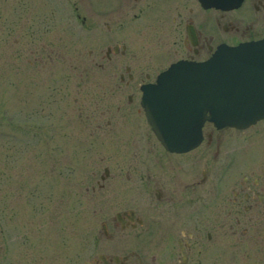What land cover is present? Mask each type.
Returning a JSON list of instances; mask_svg holds the SVG:
<instances>
[{
  "label": "rangeland",
  "instance_id": "374dc122",
  "mask_svg": "<svg viewBox=\"0 0 264 264\" xmlns=\"http://www.w3.org/2000/svg\"><path fill=\"white\" fill-rule=\"evenodd\" d=\"M97 40L67 0H0V264H84L144 172L133 141L141 153L157 142L139 84L165 61L132 49L106 63ZM128 66L136 78L126 87ZM222 136L240 140L236 170L252 181L264 165V120ZM245 264H258L255 252Z\"/></svg>",
  "mask_w": 264,
  "mask_h": 264
},
{
  "label": "flooded vegetation",
  "instance_id": "af4514ba",
  "mask_svg": "<svg viewBox=\"0 0 264 264\" xmlns=\"http://www.w3.org/2000/svg\"><path fill=\"white\" fill-rule=\"evenodd\" d=\"M67 2L80 26L97 34L104 62L132 49H146L148 61H165L153 81L146 72L140 94L175 62H203L221 46L264 40V0ZM126 71L120 81L129 87L136 75L130 66ZM233 131L243 132L206 122L201 144L185 153L167 151L158 141L141 153L133 141L131 155L144 172L130 179L127 206L103 221L84 264H245L249 252L264 264V165L252 181L236 170L232 150L240 140L222 136ZM110 177L105 170L102 180ZM133 242L142 245V254Z\"/></svg>",
  "mask_w": 264,
  "mask_h": 264
},
{
  "label": "water",
  "instance_id": "95a60500",
  "mask_svg": "<svg viewBox=\"0 0 264 264\" xmlns=\"http://www.w3.org/2000/svg\"><path fill=\"white\" fill-rule=\"evenodd\" d=\"M143 90L147 121L168 151L199 146L206 121L248 128L264 119V41L221 47L203 63H175Z\"/></svg>",
  "mask_w": 264,
  "mask_h": 264
}]
</instances>
